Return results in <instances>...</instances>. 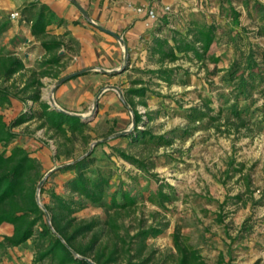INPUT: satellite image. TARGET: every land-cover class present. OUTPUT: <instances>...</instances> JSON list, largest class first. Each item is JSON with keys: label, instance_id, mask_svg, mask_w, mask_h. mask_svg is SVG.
<instances>
[{"label": "rangeland", "instance_id": "rangeland-1", "mask_svg": "<svg viewBox=\"0 0 264 264\" xmlns=\"http://www.w3.org/2000/svg\"><path fill=\"white\" fill-rule=\"evenodd\" d=\"M245 2L246 7L243 5ZM29 3L19 8L21 13ZM172 8V13L168 15L170 26L167 24L164 28L167 35L173 28L184 31L190 19L214 23L217 39L208 54L218 56L220 61L214 64L207 60L197 63L182 59L169 64V67L177 66L180 69L173 75V83L167 86L163 81L144 73L157 68L146 52L151 38L146 43L132 47L129 53L121 35L116 34L121 39L119 41L102 31V36L90 40L92 46L99 48L98 53L83 58L86 63L89 58H95V67L84 74L91 76L86 85L97 84V87L86 108L76 113L88 124L90 139L88 144L82 143L79 138L74 141L73 158L83 157L92 151L96 159L95 166L109 174L112 190L122 186L136 199V207L129 214L123 213L119 219L131 235L138 228L150 225L163 227L161 236L146 241L147 247L141 259L152 253L149 264H158L161 255L171 251L170 235L175 227L189 236L190 242L200 250L207 264H218L220 256L224 259L223 264H251L257 260L264 264V0H180ZM232 10L238 14L237 25L232 21ZM181 21L184 24L178 27ZM4 23H8L9 27L16 25L18 30L23 28L20 22L14 23L10 15H0V25ZM18 32L20 35L15 34L7 39H3L6 31L1 33L0 50L2 53L12 51L27 68H38L48 55L29 60L24 56L26 46H20L21 50L14 52L16 45L23 43L27 36L22 30ZM56 37L49 34L47 39ZM59 40L62 42V38ZM64 40V45L57 51L60 62L51 68L57 78L41 79V96L56 109H60L55 99L56 88L61 85L58 82L68 76L66 68L80 47L71 38ZM248 58L257 64L254 72L260 77H256L247 99L241 100L239 96L238 105L244 109L242 118L246 121L245 127H238L236 123L225 124L224 117L216 114V110L231 105L236 91L234 81L228 82L223 76L234 61L245 62ZM27 75L25 73L17 83L18 87ZM100 76H103V81L96 83L99 81L95 78L99 79ZM14 79H18V76ZM136 80L142 81L149 91L159 94L147 92L143 99L146 106L139 104L138 98L133 97L142 119L138 124L134 122L133 110L124 96L131 82ZM0 86H3L1 81ZM140 86L135 85L136 88ZM202 98H211L210 107L215 111L209 113L216 121L208 123L204 119L189 123L187 110L201 107ZM57 100L65 107L66 103L60 102L58 96ZM9 109L2 112L6 121L11 123L26 111L34 112L37 106L27 102ZM30 117L13 130L18 134L17 139L21 138L19 143L22 148L26 147L31 153L37 154L45 168L51 165L49 170L43 169V178L60 191V186L63 187L72 175L61 169L67 160L51 159L49 150L55 152L57 139H50L51 132L37 129L38 120L34 116ZM137 131L161 136L166 143H132L131 136H135ZM114 148L122 149L145 162L149 174L140 172L122 160ZM237 169L241 172H236ZM243 176L249 179L248 186ZM162 183L172 188L171 200L165 203L164 209H159L147 202L146 196ZM163 189L168 191L167 187ZM238 195L240 199L235 198ZM42 198L48 202L46 195ZM75 216L85 220H103L105 213L102 208L87 204ZM218 216L223 218L222 223ZM10 232L11 227L3 226L0 228V237ZM21 248L19 254L12 253L11 249L2 264H31V241Z\"/></svg>", "mask_w": 264, "mask_h": 264}, {"label": "trees", "instance_id": "trees-1", "mask_svg": "<svg viewBox=\"0 0 264 264\" xmlns=\"http://www.w3.org/2000/svg\"><path fill=\"white\" fill-rule=\"evenodd\" d=\"M244 7L247 6L245 2ZM233 22L238 24V14L232 10ZM22 20L30 24L29 36L40 43L48 55L38 68H27L23 60L8 51L0 50V226L10 225V235L0 237V264L7 257L9 250L23 246L31 241L33 255L31 264H89L86 259L95 264H149L153 255L141 259L149 238H157L163 234V227L150 225L147 228H138L130 234L123 222L119 221L123 213L129 214L136 207V199L122 186L112 190L109 174L95 166L96 159L92 151L83 157L73 158L74 141L79 138L82 143L88 144L89 126L79 117L64 114L54 109L42 99L41 81L44 77L57 78L51 68L58 66L61 57L57 51L64 45L56 38L47 39V27L52 23L54 13L45 4L30 2L21 13ZM165 18H167L165 16ZM168 20V18H167ZM169 21V20H168ZM170 25V22H168ZM9 28L8 23L0 25V34ZM216 27L214 23L200 22L190 19L184 31L173 30L164 37L153 36L146 47L148 57L157 68L147 70L156 79L163 81L167 86L173 83V75L179 67H169V64L185 59L188 62L203 63L209 61L218 63L220 58L208 54L216 42ZM257 64L248 58L245 62L234 61L226 71L224 80L234 81L236 94L233 103L226 108L217 109L216 114L224 117V123L238 127H245L242 118L243 108L238 105L241 100L248 98L249 90L254 86L256 77L254 72ZM25 73L26 79L18 87ZM18 76V79L14 77ZM9 86H4L6 83ZM135 85H141L136 88ZM149 91L142 81L131 82L130 88L125 90L126 102L134 113V122H142L136 110L133 97L138 103L146 106L143 100ZM13 102L36 104L37 110L26 111L8 123L3 110L12 107ZM211 98H202L201 107H192L187 110L186 118L189 123L207 119L208 123L216 121L210 111ZM34 116L39 124L37 129L51 132L50 139L56 140L55 160H67L61 169L71 172L72 175L63 184L64 194H59L45 179L41 162L32 157L26 149L14 145L18 134L14 128L27 122ZM132 143L153 145L164 144L161 136H153L150 132L137 131L131 136ZM114 152L125 162L131 164L144 174H149L147 164L142 160L127 154L119 148ZM241 172L240 169L235 170ZM244 177V176H243ZM246 186L248 178H243ZM164 187L168 191H164ZM172 188L160 184L155 191L146 196V201L152 206L164 209L166 202L171 200ZM44 195L48 197L45 202ZM240 199L241 196L235 197ZM41 202V204H40ZM87 204L103 209L105 218L79 219L75 215L84 209ZM222 223L223 218L218 216ZM171 237V251L161 255L158 264H207L201 252L191 242L189 236L183 234L179 227H175ZM152 252V251H151ZM220 256L218 264H223ZM251 264H260L257 260Z\"/></svg>", "mask_w": 264, "mask_h": 264}, {"label": "crops", "instance_id": "crops-1", "mask_svg": "<svg viewBox=\"0 0 264 264\" xmlns=\"http://www.w3.org/2000/svg\"><path fill=\"white\" fill-rule=\"evenodd\" d=\"M32 1L47 5L54 13L52 23L47 27L48 36L49 34L56 35V39L59 40V38H62V42H65L64 39L71 38L77 41L80 45L75 53V56L71 57L70 65L66 68V73L68 76L80 72L88 73L87 71L90 68L95 67V58H89V62L87 63L85 62L86 59L83 58L86 56H91L92 54L96 55L99 51V48H97V46H92L90 41L91 39H94V37L103 35V32L98 29V26L119 36L121 35L125 43V49L130 53L132 47L134 48V46L146 43L145 41L152 38L153 36L164 37L167 35V32H165L164 28H166L165 26L168 24V15L163 14L161 8L163 6H173L176 2L175 0H73L86 13L88 16L87 19L71 0ZM29 2H31V0H0V15H10L13 12H18L21 16L19 8L25 7V4ZM152 6L159 13L160 17L157 21H149V26L146 27L145 10L147 7ZM137 8H144L143 12L137 13ZM165 16L167 18H165ZM12 21H14V23L20 22L23 28H19V30H22V32L27 34L23 40V43L17 44L13 51L18 52L21 50L20 46H22V48L26 46V48H24V56L28 57L29 60H35V57L38 58L39 56L44 55L45 51L40 46V43L29 36L30 24L26 20H22V16L21 18ZM181 24L183 25L184 22L181 21V23L177 24L178 27H180ZM15 27L17 26H10L6 30V34L3 39L10 38L15 34L20 35V32H18L19 30ZM32 40L35 42L29 45L28 43ZM87 42H90V44ZM115 48L118 55H120L118 48L116 46ZM125 49L122 48V50ZM84 73L72 77L56 88L55 99L58 103V108L73 114H76L82 108H86L89 101L92 99V94L95 90V87H97V84H94L93 86H87L86 83L89 81L91 76ZM100 77L101 78L99 79L95 78L97 81H99L96 83H101V81H103V76ZM57 96L60 102L66 103L65 107L60 105L61 103L58 102ZM18 104L22 103L13 102L10 109H13ZM20 139L21 138L16 140L15 145L20 146ZM32 148L35 149L36 147ZM24 149H26V151L29 152L32 157H35L39 160L37 154L31 153L26 147ZM49 151L51 159L54 160V151ZM50 168L51 165H49L47 168L43 166L45 171L49 170ZM60 189V191L57 189H55V191L59 194L64 193L62 186H60ZM3 226L11 227L10 225L4 224L0 226V228ZM10 234L11 232L6 235ZM21 249V246L16 247L12 250V253L19 254V250ZM9 253H11V250Z\"/></svg>", "mask_w": 264, "mask_h": 264}, {"label": "built area", "instance_id": "built-area-1", "mask_svg": "<svg viewBox=\"0 0 264 264\" xmlns=\"http://www.w3.org/2000/svg\"><path fill=\"white\" fill-rule=\"evenodd\" d=\"M175 1H180V0H175ZM144 8H137L136 11L137 13H142ZM146 22H145V26L148 27L149 26V21H157L159 19V13L156 11V9L152 6V7H147L146 8ZM161 11L163 14L165 15H169L172 13L173 8L172 6H163L161 8ZM21 18L20 14L18 12H13L10 14V19L11 20H17Z\"/></svg>", "mask_w": 264, "mask_h": 264}, {"label": "water", "instance_id": "water-1", "mask_svg": "<svg viewBox=\"0 0 264 264\" xmlns=\"http://www.w3.org/2000/svg\"><path fill=\"white\" fill-rule=\"evenodd\" d=\"M71 1H72V2L76 5V7L81 11V13L83 14V16H84L85 18L88 19V16H87L86 13L82 10V8H81L78 4H76L73 0H71ZM98 29L101 30V31H103V32H105V33H107V34H109V35H111V36H113L114 38H116V39H118V40L121 41V39H120L116 34L110 32V31H107V30H105V29H103V28H101V27H99V26H98ZM82 73H84V72H80V73L72 74V75H70V76H66L65 78H63L62 80H60V81L58 82V85H60V84H62V83H64V82H66L67 80L71 79L72 77L77 76V75H80V74H82ZM53 108H54V107H53ZM54 109H56V108H54ZM93 109H94V110L96 109V105H94V108H93ZM57 110L60 111V112H62V113H64V114H67V115H70V116L78 117V115H76V114H71L70 112H67V111H65V110H63V109H57ZM44 180H45V178H43L42 181L39 183L38 188H40V186L42 185V183H43ZM86 260H87V262H88L89 264H95V263H93L92 261H90V260H88V259H86Z\"/></svg>", "mask_w": 264, "mask_h": 264}, {"label": "bare ground", "instance_id": "bare-ground-1", "mask_svg": "<svg viewBox=\"0 0 264 264\" xmlns=\"http://www.w3.org/2000/svg\"><path fill=\"white\" fill-rule=\"evenodd\" d=\"M120 41V40H119Z\"/></svg>", "mask_w": 264, "mask_h": 264}]
</instances>
